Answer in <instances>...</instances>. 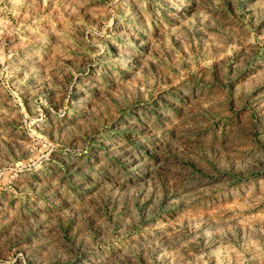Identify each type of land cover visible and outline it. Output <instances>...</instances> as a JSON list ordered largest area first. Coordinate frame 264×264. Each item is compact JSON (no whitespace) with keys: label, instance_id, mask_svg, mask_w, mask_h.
Listing matches in <instances>:
<instances>
[{"label":"rangeland","instance_id":"obj_1","mask_svg":"<svg viewBox=\"0 0 264 264\" xmlns=\"http://www.w3.org/2000/svg\"><path fill=\"white\" fill-rule=\"evenodd\" d=\"M0 264H264V0H0Z\"/></svg>","mask_w":264,"mask_h":264}]
</instances>
